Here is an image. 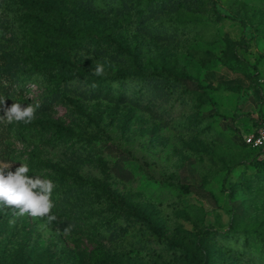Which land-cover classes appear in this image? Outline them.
Segmentation results:
<instances>
[{"label": "rangeland", "instance_id": "rangeland-1", "mask_svg": "<svg viewBox=\"0 0 264 264\" xmlns=\"http://www.w3.org/2000/svg\"><path fill=\"white\" fill-rule=\"evenodd\" d=\"M132 24L72 0H0V98L38 105L0 122V162L56 185L54 221L0 208V264H264L239 239L264 243V153L244 141L264 126V0H192ZM152 71L179 97L139 104L134 85L104 80ZM109 195L140 223L109 236Z\"/></svg>", "mask_w": 264, "mask_h": 264}, {"label": "trees", "instance_id": "trees-1", "mask_svg": "<svg viewBox=\"0 0 264 264\" xmlns=\"http://www.w3.org/2000/svg\"><path fill=\"white\" fill-rule=\"evenodd\" d=\"M72 3L84 11L103 14H117L128 19H133L132 26H134L135 31H140V20L146 21L153 18L156 14H161L168 10L177 9L180 6L191 4L192 0H143L141 8L140 0H72ZM107 37L110 38V41L104 40ZM107 37L97 32H91L86 36V41L95 38L96 41H102V43L116 42L117 38L113 37V35H107ZM121 38H119V40H122ZM111 49L114 53L115 48L112 47ZM32 63L36 66L38 65L35 61ZM35 69H38V67ZM91 76L93 77V75ZM104 80L110 81V86H113L114 83H117L119 87H123L125 83L134 85L137 89V92L135 93L137 103L140 104L143 101H147L150 106L156 104L159 105L162 102H168L169 98L179 97L180 90L178 88H181L178 86L180 82H176L174 77L161 71H152L148 74L121 73L105 78ZM23 125V122H21V130L23 129ZM62 132L63 128L57 127L56 133L58 136H60ZM21 135H24L23 132ZM257 151L261 152L260 150ZM42 164L45 167L54 170L58 180L63 181L64 183L70 182L72 185L75 183V178H77L75 174H64L52 163L46 160H42ZM263 165L264 162L256 164V166ZM108 202L114 209V212L111 215L113 223L111 227L105 228V231L106 233H109V236H113L117 232L121 231L125 225L131 226L136 223H140V215L135 207L124 203L123 200L112 195H109ZM243 234L244 235L239 237V239H242L246 245H250V248H254L259 253L262 252L261 250L264 248V243L258 244V242H263V240L253 237L251 238L252 241L249 243L248 235H245L246 233ZM226 236L228 237L229 235ZM261 255V257H264V253H261ZM108 264L118 263L111 262Z\"/></svg>", "mask_w": 264, "mask_h": 264}, {"label": "clouds", "instance_id": "clouds-1", "mask_svg": "<svg viewBox=\"0 0 264 264\" xmlns=\"http://www.w3.org/2000/svg\"><path fill=\"white\" fill-rule=\"evenodd\" d=\"M104 72V65L97 64L94 74L99 76ZM5 98H0V122L12 124L14 121L31 122L38 105L28 104L23 106L14 102L9 107H4ZM11 163L0 162V208L15 206L21 214L28 213L33 217H46L49 222L56 216L49 215L54 207L51 199L54 181L43 176H29L30 168L27 163H21L14 170H10Z\"/></svg>", "mask_w": 264, "mask_h": 264}, {"label": "built area", "instance_id": "built-area-1", "mask_svg": "<svg viewBox=\"0 0 264 264\" xmlns=\"http://www.w3.org/2000/svg\"><path fill=\"white\" fill-rule=\"evenodd\" d=\"M245 144L253 149L260 150L264 153V126L258 128L255 132L249 135L245 140Z\"/></svg>", "mask_w": 264, "mask_h": 264}]
</instances>
